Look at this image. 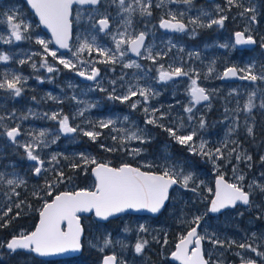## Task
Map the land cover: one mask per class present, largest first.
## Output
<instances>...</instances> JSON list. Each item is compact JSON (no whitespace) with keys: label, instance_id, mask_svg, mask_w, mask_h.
Returning <instances> with one entry per match:
<instances>
[{"label":"rangeland","instance_id":"rangeland-1","mask_svg":"<svg viewBox=\"0 0 264 264\" xmlns=\"http://www.w3.org/2000/svg\"><path fill=\"white\" fill-rule=\"evenodd\" d=\"M223 1L217 0L209 6H203L196 0H190L189 3H184L183 0L150 2L147 0H124L123 5L120 0H102L101 6L96 8L76 6L73 17L77 25L74 28L71 51L68 53L59 52L53 46L52 39L47 33L37 31L38 22L36 23L27 15L19 1L6 0L0 3V54L10 57L6 62L0 61V80H3L5 75L9 79L12 76L22 78L18 84L22 88L19 97L13 95L10 90L0 89V108H2L0 117L10 118L17 123L16 127L21 129L22 135L16 139V142H10L7 139L6 131L11 127L7 126L2 136L6 138V143H14L24 149L23 145L32 143L33 138L40 132L45 133L43 137H40L39 147H35L34 150V154L38 153L45 161L43 169L46 171L42 170L38 177L46 176L47 172L51 170L59 172L60 170H55V168L57 165L61 166V158L67 161L70 157H81L83 154L89 159L94 158L97 162L104 159L95 153L82 151L78 148L76 145L80 144L81 136L78 137L76 134L65 137L61 134L60 120L65 116L69 118V123L72 126L78 128L81 135H83V131H99L101 135L95 141L103 150L109 148L112 143L118 142L121 143L126 157L135 159L139 166L148 167L153 171L155 168H159L163 171L165 166L177 165L178 170L194 174V182H189L188 189L178 186L172 191L168 207L159 215H163L161 218L152 220V218L124 216L118 219L123 223L115 234L111 230L106 232L105 238H110L111 243L101 253L105 254L110 249V253L120 257L124 264H131L129 254L136 253L135 244L140 241H147L141 253L148 249L158 251L161 252L160 257L163 261L178 264L167 259L175 250L180 236L186 235L187 227L182 221H191L195 215L203 216L198 232L201 235H206V239L202 241L203 250L211 264H234L231 257L238 256L237 252L246 257H252L251 255L254 253H245L242 249L234 248V245L228 247L227 243L232 240L238 243L244 242L242 241L244 232L241 230L244 227L243 219L246 221L245 225L250 236L253 237L252 234L255 233L257 237L253 240L244 235L247 237L246 241L254 242L259 250L264 251V239H259L264 235V218H257L264 215V208L260 207L264 204V195L259 194L258 190L248 188V185L253 181L264 184V177L261 176V173H264V161L261 160V157H264V149L256 150L254 154L258 156L255 158L253 152L242 142L237 133L241 126L244 128V135L248 133V128H252L253 131H261L262 128L264 132V124H259L258 119L260 116L264 120V107H261L264 104V88L261 86L264 79H257L253 84L231 83L225 85L215 81V77L219 76V71L216 68V63L219 61L212 55L215 46L211 40L213 38L217 40V38H202L201 34L204 31L198 30L199 28H208L216 32L219 37L223 33L224 43H219V46L226 48L223 45H227L229 50L222 63L238 61L237 56L234 55L232 35L226 25L227 19L235 25L242 26L245 33H257L262 40V46L252 54V57L259 58V62H254L247 57L245 58L246 62L242 64L243 70L249 73V69H251L254 74V66L264 68V65L261 64L262 57H264L262 48L264 45V16L260 14V9L255 8L258 7L256 3L251 4L250 0H236L234 6L242 5L240 7L243 10L237 13L240 15L238 19L236 17L229 18L223 10L228 2L227 0ZM149 4L148 11L151 12V15L141 11ZM153 6L154 9H152ZM248 8H253L255 11L248 13L245 11ZM162 12L171 18L177 15L182 18L188 17L191 24L177 37L176 35H167L154 27V19ZM7 15H14L17 18L16 22H22L23 25L29 26L27 31L23 27L20 29L21 40L16 41L15 37L11 35V26L8 23ZM253 15L256 18L254 21L251 19ZM221 16L227 17L223 26L218 24H213L211 27L206 26ZM99 18H108L112 21V28L105 34L100 33L96 24ZM129 19L131 20L130 25L127 23ZM193 20L197 23H192ZM138 31H144L149 36L141 58L145 59L148 54L146 50L151 48L152 55L155 57L154 60L150 59L154 62L152 66L148 65L146 69L140 59L133 58L129 54L128 43L122 46L126 50L124 57L121 58L117 53L115 63L102 62L106 58L96 52L97 46L115 52L114 37L116 40L121 39L120 34L124 33V38L127 41L135 38ZM205 32L207 33V31ZM37 38L49 42V49L57 52V58L72 60L75 68H65L59 64L58 59L45 53L43 46L36 43ZM195 38H198V41L190 40ZM84 40L89 43L94 41L91 53L86 50L79 57L73 56L72 53L76 51L78 44ZM157 53L163 57L168 56L166 58L168 62L163 65L164 71H172L169 64L173 63V70L180 67L188 72V75L178 82L161 81L158 76L162 64L155 62ZM20 61H24V63H20ZM45 61L56 70L48 72L47 68L42 66ZM133 61L140 67H124V64ZM33 64L36 65L35 68ZM21 66H25L26 69L20 68ZM93 68L100 72L97 79L89 82L83 81L78 73L83 71L86 75H90ZM261 74L264 72L260 74L255 72L258 77ZM190 77L197 79L198 86H202L201 80L210 81L204 86L219 95V99L222 101L221 106H224L223 112L213 115L211 104H195L190 93ZM113 81H115L114 84ZM129 88L137 92L140 89H145L148 94L147 101L139 95L132 97L128 102L109 99L112 94L116 96L126 94ZM101 89L105 90L101 91ZM113 89H115L114 93ZM250 97L252 107L249 110L246 106ZM136 101H140V103L133 109L130 105ZM90 105L94 106L90 107ZM190 106H193V113L184 110ZM145 108L149 109V113H145ZM152 109H158L157 117L161 113L163 114L160 123L165 128H174L178 135H188L195 131L196 135L189 143L192 144L196 152L200 151V144L203 141L206 144V151L214 152L219 148L223 157L213 163L211 159L193 154L187 144H179L164 128L146 124L145 120ZM81 112L83 115H80ZM53 114L57 115V119H51ZM190 115H193L191 120L188 119ZM109 119L113 121L109 128L99 127L100 121ZM201 120L204 122L203 128L200 126ZM2 123L0 120V124ZM133 132L141 135L143 141L128 139L127 137ZM157 138H162V142H157L152 146L151 143ZM101 145L105 147H101ZM134 149L140 150L138 155L133 153ZM238 154H241L240 160L235 159ZM53 156H56V160H52ZM246 156H250L251 160H247ZM28 162V164H24L23 168L15 162H0V175L6 179L26 181L27 171L30 169L33 171L37 166L35 161ZM218 175H223L231 183H241L247 191H253L252 207L238 206L240 208L228 210L212 217L208 209L214 195V181ZM239 175H243L245 180L238 181ZM62 183H65L64 190L77 188V185L72 181L64 180ZM193 187L196 188L195 192L191 191ZM15 191H13V186L7 185L6 180L0 182V207L12 199L11 194ZM246 214H250V216L246 217ZM141 226L145 229L144 231H141ZM93 233L95 235V232ZM212 239L225 241V244L224 246L213 244ZM88 240L95 243L94 237L89 236ZM104 240L98 245L103 246ZM152 243L159 245V249L151 246ZM30 257L31 255L26 254V256L17 258L28 261ZM238 257L241 259L240 256ZM65 260L59 261L58 264H72L67 259Z\"/></svg>","mask_w":264,"mask_h":264},{"label":"snow or ice","instance_id":"snow-or-ice-1","mask_svg":"<svg viewBox=\"0 0 264 264\" xmlns=\"http://www.w3.org/2000/svg\"><path fill=\"white\" fill-rule=\"evenodd\" d=\"M28 4L34 9L35 14L39 17V22L44 27H46L51 32V36L54 40V43L59 46L61 49H69V40L71 37L72 30V13L73 5H97L100 0H27ZM184 3H189L190 0H183ZM229 5L236 4V0H227ZM121 5H123L124 0H120ZM159 6V5H158ZM241 6L242 5H237ZM150 4L141 9L142 12H146L148 15H151V12L148 11ZM246 12H254L255 9L248 8L245 9ZM243 15V13H241ZM227 19L226 16H221L219 19L212 20L207 27H211L213 24H218L223 26L224 20ZM251 19L254 21L256 18L253 15ZM8 23L11 26V35L15 37L16 41L22 39L20 29L23 27L25 31L28 29V25H23L22 22H16L17 18L14 15H7ZM175 21V22H172ZM127 23L130 25L131 20L129 19ZM192 23H197L193 20ZM99 25L101 30L107 29L109 27L107 18L99 20ZM205 26V25H201ZM161 28L172 29L175 31H184L186 29L185 23L176 20L175 16H172V20H162L160 24ZM121 39L115 40L116 49L115 52L112 50H106L100 47H96V52L105 57L106 59L102 62L105 63H115L116 54L122 58L126 55V50L122 47L125 43L130 45V50L132 53H135L137 56L142 55L141 46L144 44L145 34L143 32L139 33L135 38L125 40L124 33H121ZM10 42V41H9ZM36 43L43 46L45 53L51 55L54 59H58L59 64H62L65 68H75L72 60L65 58H57V52L49 49V42L44 39L37 38ZM235 43L237 45L241 44H254L256 41L252 36H247L245 38L244 33L237 32L235 34ZM93 43H89L87 40L79 43L75 52L72 53L73 56L79 57L81 53H84L86 50L91 53L93 50ZM227 47V45H223ZM71 51V50H70ZM147 59H155L152 55L151 48L147 50ZM10 57L8 55L0 54V61H8ZM24 63V61H20ZM47 68L48 72H53L54 69L52 66H49L47 62L42 65ZM35 68L36 65L33 64ZM124 67L139 68L140 65L134 61L131 63L124 64ZM81 76H85V72L80 71L78 73ZM98 75V69L93 68L90 75H87V79L94 80ZM188 72L184 71L180 67H176L172 71H164L163 65L160 66L159 79L161 81L171 80L174 76H187ZM224 77L236 76V69L228 68L224 72ZM241 79H248L251 81H256L257 79H264V74H261L259 77L255 74H252L251 69H249V74L241 76ZM20 76H12L11 79L5 75L3 80H0V89L10 90L11 93L17 97L21 95L22 88L18 86L21 81ZM190 84V93L192 100L195 104H199L201 101H208L209 95L206 94V90L203 87H199L197 84L196 78H191ZM115 81H113V84ZM105 89H101L104 91ZM115 89H113V93ZM141 96L145 101L148 99V94L145 89H140L139 92L129 88L127 93L122 96H116L114 94L109 96V99L120 100L121 102H128L134 96ZM140 101L132 103L130 106L135 109ZM94 105H90L92 107ZM194 106V105H193ZM193 106L186 107L184 110L188 113H193ZM249 110L252 107L251 97L249 98V103L246 106ZM264 107V104L261 105ZM145 113H149V109H144ZM158 109H152L151 113L147 115L145 120L146 124H152L157 127L164 128L173 139H175L179 144H187L189 150L193 154L201 155L207 159H211L213 163L217 159L223 157L221 149L217 148L215 151L205 150L206 144L201 141L200 151L196 152L193 149L191 141L196 135L195 131L191 134L183 135L177 134V131L174 128L167 127L165 128L160 119L163 118L161 113L157 117ZM83 115V112L80 113ZM194 115V114H193ZM193 115L188 117L189 120L193 119ZM51 119H57V115L53 114ZM127 119V117H125ZM0 120H3V117H0ZM113 124L111 119L107 121H100V128H109ZM201 128L204 127L203 120L200 121ZM95 127V125H93ZM60 129L64 133H75L78 131L77 127L69 126V118L67 116L63 117L60 120ZM247 132L249 135L252 134V128H248ZM6 135L13 142H16L17 136L20 135V130L18 127L11 128L6 131ZM45 135L44 132H40L38 136L33 138L32 143L23 145L27 158L30 161H35L36 165L33 169L36 175H40L43 169L45 161L39 156V154H34L35 147H39L40 137ZM83 135L89 137L91 140L95 141L98 136L101 135L99 131L88 130L83 131ZM128 139H137L143 141V137L138 135L136 132L131 133L127 137ZM116 139V137H113ZM101 147H105L101 145ZM107 151H113L114 149L107 148ZM139 149H134L133 153L138 155ZM235 151V149H233ZM81 158L84 160L85 164H92V173L95 177L94 190L89 189H79L74 191H61L53 196V189L56 185L62 183L65 179L69 181L71 177H65L63 171L55 172L54 181H46L45 188L43 191L46 192L47 196H51L52 199L49 202L45 200L42 208L39 210V221L35 225L33 231L27 233H20L19 235H13L12 238L6 242V248L10 252L15 253L17 250H27L32 253H35L39 256H52L57 254L64 253H78L83 250L85 247V241L92 248H98L99 251L103 252L104 249L111 243L110 238H105L103 246H99L97 243H94L87 239L85 236V230L82 227L81 216L82 213H93L95 217L100 218L101 220L107 221L109 217H112L118 213H124L127 210H147L151 213H160L165 207V204L170 199V189L174 185H178L181 188L188 189L189 182H194V174L192 172L185 173L183 170H178L177 165L165 166L164 170L161 172H153L151 170H141V167H134L131 164L124 163L118 167L110 166L106 163L97 162L94 158L89 159L88 157L81 154ZM235 159L240 160L241 154H238ZM247 160H251L250 156H246ZM52 160H56V156L52 157ZM261 160L264 161V157H261ZM71 167L73 169L80 167V164L72 163ZM151 167V166H149ZM261 176L264 177V173H261ZM6 180L7 185L13 186V191L15 187L19 184H23V180H13L6 179L4 176L0 175V182ZM238 181H244L245 177L239 175L237 177ZM250 190H258L259 194L264 195V184H258L256 181H253L248 185ZM191 191L195 192L196 188H191ZM209 191H212L209 189ZM38 195V193H33ZM18 195V193H17ZM253 191H246L244 186L241 183H229L225 181L224 176L220 175L216 180V188L214 192V197L210 202V208L208 209L211 213H218L222 209L228 207H235L237 202H241L243 205L250 206L252 204L251 197ZM16 208H19L20 205H14ZM260 207L264 208V204ZM13 206H7V210L0 213V228L8 227L11 223V220L14 218L9 214L12 213ZM19 212L15 213L16 216H19ZM257 218H264V215L258 216ZM203 216L195 215L191 221L184 220V223L187 227L186 235L182 234L179 238V242L175 246V251L171 253V256L174 260L179 261L180 264H208V262L203 258L201 244L202 241L206 239V235H201L198 232V229L201 228V221ZM127 230V229H125ZM145 229L141 226V231ZM253 240H255L256 234L253 233ZM110 237V234H108ZM259 239H264V235L259 237ZM213 244H220L224 246L225 241L219 239H212ZM228 247L236 245L239 249L244 250V252H252L257 257L264 258V251L258 249L254 245V242H237L235 240L228 241ZM147 244V241H140L135 244V252L141 253ZM5 243H0V247H4ZM191 246V251L189 248ZM237 255L241 257V264H257L255 259L246 257L242 253L237 252ZM101 264H121L117 260L115 254L105 255L102 258Z\"/></svg>","mask_w":264,"mask_h":264},{"label":"trees","instance_id":"trees-1","mask_svg":"<svg viewBox=\"0 0 264 264\" xmlns=\"http://www.w3.org/2000/svg\"><path fill=\"white\" fill-rule=\"evenodd\" d=\"M20 4H22L23 8L25 9L27 15H29L32 20H34L36 23V19L32 15V13L29 11L27 6L25 5L23 0H17ZM203 6H209V4L203 3V1H198ZM256 3L258 6L262 7V10H264V0H254L251 2V4ZM1 8V5H0ZM224 13L226 14L227 10V16L229 18H232V15L235 13H238L242 10L240 6L235 7L234 5H231V8H229V5L226 4L223 8ZM260 19L262 16L260 15ZM231 23L230 21H226V24ZM74 25H77L75 19H74ZM232 28L239 29V27H235V24H231ZM201 30L207 31L208 28H201ZM38 32H43L39 25L37 28ZM230 65L232 63H229ZM262 65H264V57H262ZM261 73L264 72V68H260L259 70ZM262 88H264V83L261 84ZM264 95V91H263ZM0 112H2V108H0ZM259 124L263 125L264 120L258 116ZM2 124H0V162L1 163H7V162H15L19 165H21V168L24 167V164H28L30 161L27 158L25 150L17 144L14 143H6V138L2 136V133L6 131V127L10 126L15 127L17 123L13 122L10 118H5L2 120ZM259 130V128H258ZM238 136L241 138L242 142L250 149L253 154L256 152V150L264 149V132L261 128V131H253L252 135H249L248 133L244 135V128L243 126L240 127V130H238ZM22 135V134H21ZM77 136H81V142L80 144L76 145L78 148H80L82 151H90L92 153H95L99 157H103V161H106L108 164L113 166H118L120 164L129 162L134 165H138L137 162L132 160V158H127L126 153L122 150L121 143H112V145L109 146V148L114 149L113 151H107L103 150L98 146V143L96 141L91 140L89 137L84 136L77 133ZM162 138H157L156 141L152 142V146H154L155 143L162 142ZM255 155V158H257V155ZM72 163L80 164V167L73 169L71 167ZM94 165L88 163L85 164L84 160L81 157H70L65 161L64 158H61V166L57 165L55 170L63 171L65 177H71L72 179L69 181L68 179H65L66 182H73L75 185H77V188L71 189V191L85 188V189H92L94 188L95 181L91 175V169ZM139 166V165H138ZM143 169L150 168L145 166H140ZM155 171H160L159 168H155ZM28 176L27 180L24 181L23 184H20L16 186V191L11 194L12 199L8 201L5 205H2L0 207V213L7 210V206H13V211L9 215L14 217L11 220V223L8 225V227L0 228V243H6L8 239H10L13 235H19L20 233L24 232H30L34 230L35 225L38 222L39 219V210L42 208L45 200L50 201L52 199L51 196H47L46 192L43 191L45 188L46 181L53 182L54 181V174L55 171H48L46 176L38 177L36 174L30 169L27 171ZM65 183H59L56 185L55 189H53V196L57 194L58 192L64 190ZM18 193V195H17ZM33 193H38V195H34ZM19 204L20 207L16 208L14 205ZM19 212V216H16L15 213ZM122 221L112 220L107 223H100L98 221H95L91 217L84 218V227L86 231V237L87 239L89 236L94 237L95 243L100 244L101 241H103L106 237V232L112 231L113 234L117 232L118 227L121 226ZM95 232V235L94 233ZM107 253L110 252V249L106 251ZM20 254V255H19ZM104 253H101V251L98 250V248L94 249L87 241H85V247L83 249V252L80 256L67 259L68 262H72V264H99L103 257ZM18 256H26L24 253H15L12 254L8 250H6L4 247H0V264H58V261H48V260H41L31 255L30 259L28 261L22 260L20 258H17ZM66 261V260H65Z\"/></svg>","mask_w":264,"mask_h":264},{"label":"flooded vegetation","instance_id":"flooded-vegetation-1","mask_svg":"<svg viewBox=\"0 0 264 264\" xmlns=\"http://www.w3.org/2000/svg\"><path fill=\"white\" fill-rule=\"evenodd\" d=\"M147 1H155V0H147ZM198 1H203V3H205V4H213L215 1H217V0H215L214 2H208V1H206V0H196V2H198ZM223 1V0H222ZM254 0H250L249 2H253ZM223 4H224V1H223ZM204 6H206V5H204ZM257 10L258 9H260L261 11H260V14H262V16H264V10H262L261 9V7L260 6H258V7H255ZM152 9H154V6L152 7ZM151 9V10H152ZM243 10V9H242ZM248 13H250V12H248ZM226 14H227V10H226ZM239 14H237V13H235L234 15H232V17H236L237 19L239 18ZM176 17V20H182V21H184L185 23H186V29L188 28V26L191 24V21H190V19L188 18V17H179L178 15L177 16H175ZM164 18H168V19H172L169 15H167V14H164L163 12L162 13H160L159 14V16H156V18L154 19V27H156V29L159 31H162L163 33H166L167 35H172V36H174V35H176V37L178 36V34L181 32V31H179V32H176V33H170V32H167V31H164V30H162L161 28H160V22H161V20L162 19H164ZM110 20V22H111V28H112V21H111V19H109ZM231 24H232V22L231 23H229V24H226V25H228V29H229V31L231 32V35H232V39H233V36H234V33H235V31L236 30H242L243 28H242V26H240V25H235V27L237 28V27H239V29H234V30H231V28H232V26H231ZM185 29V30H186ZM227 29V30H228ZM184 30V31H185ZM199 31H204V30H201V28H199L198 29ZM243 31V30H242ZM140 32H144V31H138L137 32V34H136V36L140 33ZM183 32V31H182ZM222 33V32H221ZM245 33V32H244ZM247 36H252V37H254L255 39H256V41H257V46L254 48V49H250V50H248V49H238V48H236V46H235V44H234V52H235V54L234 55H236L237 56V59H238V61L237 62H233L231 65L229 64V62H223L222 63V61H224V59H225V57L228 55V50H229V48H222V47H220L219 46V43H224L223 42V39H224V35H223V33L220 35V37L216 34V32H214V31H212L211 29H208L207 30V33L204 31L202 34H201V36H202V38H211V37H216L217 38V40H214V38L211 40V43L215 46L214 47V49L212 50L213 51V57L215 58V59H217L219 62L218 63H216V68L218 69V71H219V76H217V77H215V81L217 80V82H220V83H222V84H225V85H228V84H231V83H233V84H253V83H255L256 81H246V82H227V81H223L222 80V74H223V72H224V70L226 69V68H228L229 66H235L237 69H238V72H239V74L240 75H246V74H249V73H247L245 70H243V68H242V64L244 63V62H246L245 61V58H247V57H249L252 61H254V62H259V58H253L252 57V54L255 52V51H257V50H259L260 48H261V46H262V40L260 39V37H259V35L257 34V33H254V34H249V33H245ZM147 35V43H148V41H149V36H148V34H146ZM135 36V37H136ZM190 40H193V41H198V38H195V39H190ZM233 42H234V39H233ZM146 43V44H147ZM145 47H146V45H145ZM145 47H144V49H143V51L141 52L142 54H143V52H144V50H145ZM262 48H264V45H263V47ZM129 54H130V52H129ZM131 55V54H130ZM132 56V55H131ZM141 56L142 55H140L139 57H133V58H135L136 60H138V59H140V62L142 63V65H143V67H145L146 69L148 68V65L149 66H152L153 64H154V62H152L150 59H147V58H141ZM157 57H156V63H159V64H162V65H164V64H166L168 61H166V58H168V56L167 57H163V56H160L159 55V53H157V55H156ZM200 65V64H199ZM196 66L198 67V64H196ZM173 67H174V65H173V63H172V65H170L169 64V68H170V70H173ZM20 68H24V69H26V67L25 66H21ZM260 70V68L258 67V66H254V71L257 73V74H260L261 72L259 71ZM255 72H254V74H255ZM99 74H100V72L98 71V75H97V77L99 76ZM97 77H96V79H97ZM159 77V76H158ZM182 79H184V76H181L180 78H178V79H172V80H169V81H165V82H171V81H176V82H178V81H181ZM209 80H201V84H202V86H199V87H203L205 90H206V94L207 95H209V100L207 101V102H200L199 103V105H203V104H211L212 105V107H213V109H212V112H213V115L215 114V113H217V112H223L224 111V106H221V104H222V101L219 99V95L218 94H216V93H214V92H211L208 88H206L204 85H206V84H209ZM258 156V155H257ZM254 157H255V155H254ZM136 166H138V165H136ZM138 167H140V166H138ZM246 190V189H245ZM247 191V190H246ZM251 200H252V197H251ZM242 207H247V206H242ZM248 207H252V204L250 205V206H248ZM237 208H240V207H235V208H233V209H230V210H235V209H237ZM244 210H245V208H243ZM228 211V210H227ZM226 212V211H225ZM223 214V213H222ZM126 217H128V218H133V217H135V218H152V220H155V219H159V218H161L163 215H161V216H158V217H151V216H148V215H137V216H134V215H132V214H127V215H125ZM212 216V215H211ZM222 216V215H221ZM246 217L247 216H250V214H246L245 215ZM122 217H124V216H122ZM121 217V218H122ZM212 217H214V216H212ZM118 219H120V218H118ZM118 219H116L117 221H120V220H118ZM242 223L244 224V227H242L241 228V230L244 232V234H243V239H242V241H246L247 239V237H250L251 239H253V237H251L250 236V234L248 233V230H247V227H246V221L243 219V221H242ZM244 235H246L247 237H245ZM151 246H154L155 248H157V249H159V245H156V244H154V243H152L151 244ZM234 248H237V249H239L236 245H234ZM239 250H241V249H239ZM130 255V257H129V260H130V263L131 264H143V262H145V264H170L169 262H167V261H163V259H162V257H160V255H161V252H156V251H153V250H150V249H148V251H145V252H143V253H130L129 254ZM134 255V258H132V256ZM145 257H144V256ZM205 256H207V255H205ZM252 257V259H255L256 261H258V262H261L262 264H264V258H261V257H257L255 254H252L251 255ZM118 257V256H117ZM138 258V259H137ZM207 258V257H206ZM232 259H233V263L234 264H238L239 262H241V259L238 257V256H236V255H234L233 257H231ZM168 261H173L172 259H171V254H170V256H169V258L167 259ZM118 261L119 262H121V264H124V262L122 261V259L120 258V257H118ZM143 261V262H142ZM59 262V261H58ZM174 262V261H173ZM208 262H209V264H211L210 263V261L208 260ZM101 263V262H100ZM179 264V263H178Z\"/></svg>","mask_w":264,"mask_h":264},{"label":"water","instance_id":"water-1","mask_svg":"<svg viewBox=\"0 0 264 264\" xmlns=\"http://www.w3.org/2000/svg\"><path fill=\"white\" fill-rule=\"evenodd\" d=\"M5 0H0V3L1 2H4ZM24 1V3H25V5L27 6V8L30 10V12L31 13H33V15H34V17H35V19L38 21V23H39V27L45 32V33H47L50 37H51V39H52V44H53V46H55L58 50H59V52H61V53H68L70 50H71V47H72V41H73V39H74V21H73V14H74V8L76 7V6H78V7H84V8H89V7H98L100 4H101V0H100V2L97 4V5H89V4H84V5H77V4H74L73 5V13H72V17H71V19H72V30H71V37H70V40H69V49H61V48H59V46L58 45H56L55 43H54V40H53V38H52V36H51V32H50V30H48L46 27H44L42 24H40V22H39V17L35 14V11H34V9H32L31 8V6L28 4V2H27V0H23ZM206 1H208V2H213V1H215V0H206ZM100 19H103V18H99L98 20H97V26L99 27V29H100V32L101 33H106V32H108L109 30H110V28H111V22H110V20L107 18V20H108V25H109V27L107 28V29H103V30H101V27H100V25H99V20ZM162 20H172V19H168V18H164V19H162ZM161 20V21H162ZM179 21H181V22H183V23H185L184 21H182V20H179ZM172 22H175V21H172ZM160 24H161V22H160ZM159 24V25H160ZM185 25H186V23H185ZM161 28V27H160ZM162 30H164V31H167V32H170V33H176V32H179V31H175V30H172V29H166V28H161ZM237 32H241V33H244V31H242V30H238V31H236L235 33H234V36H233V38H234V44H235V46H236V48H238V49H248V50H250V49H254L256 46H257V41H256V39L254 38V37H252L255 41H256V43H254V44H241V45H237L236 43H235V34L237 33ZM141 33V32H140ZM144 33V32H143ZM145 34V33H144ZM139 35V34H138ZM244 35H245V38L247 37V35L244 33ZM147 35L145 34V40H144V44L141 46V52L143 51V49H144V47H145V45H146V43H147ZM128 49H130V45L128 44ZM129 52H130V54L133 56V57H139V56H137L135 53H132L130 50H129ZM235 68L236 69V72H237V75L236 76H228V77H224V72L226 71V69H228V68ZM228 68H226L225 70H224V72H223V74H222V80L223 81H227V82H246V81H251V80H248V79H241L240 77L241 76H243V75H240L239 74V72H238V69L235 67V66H229ZM87 77V75L85 74V76H81V79L83 80V81H85V82H89V81H93V80H89V79H87L86 78ZM181 77V76H180ZM180 77H173L172 79H178V78H180ZM96 79V78H95ZM94 79V80H95ZM171 79V80H172ZM169 81V80H168ZM202 102H207V101H202ZM69 126H71L70 124H69ZM14 128V127H13ZM20 130V129H19ZM61 133H62V135L63 136H66V137H68V136H73V135H75L77 132H75V133H64L62 130H61ZM20 135H21V130H20ZM20 135L19 136H17V138H19L20 137ZM16 138V139H17ZM9 139V141H12L10 138H8ZM100 163H106V162H100ZM106 164H108V163H106ZM129 164V163H128ZM110 165V164H109ZM132 166H134V167H138V166H135V165H133V164H131ZM110 166H112V165H110ZM94 167V166H93ZM92 167V168H93ZM113 167H116V166H113ZM141 170H143V169H141ZM154 172V171H153ZM158 173V172H157ZM91 175H92V177L94 178V181H95V177H94V175H93V173H92V169H91ZM36 176H38V175H36ZM219 176L220 175H218L216 178H215V181H214V192H215V188H216V180L219 178ZM224 179H225V181H227V182H229L225 177H224ZM229 183H231V182H229ZM178 185H174L171 189H170V192H169V195L171 196V193H172V191L177 187ZM82 189H84V188H82ZM79 190V189H78ZM89 190H94V188L93 189H89ZM63 191H69V190H63ZM213 197H214V195H213ZM213 197H212V199H213ZM211 199V200H212ZM51 201V200H50ZM49 201V202H50ZM169 201H170V199H169ZM169 201H167L166 202V204H165V207L162 209V211L160 212V213H151V212H148L147 210H140V211H136V210H127V211H125L124 213H118V214H116V215H114V216H112V217H109V219L107 220V221H104V220H101L100 218H97V217H95V215H94V212L93 213H82V214H79L80 216H81V223H82V227L84 228V230H85V227H84V224H83V218L84 217H93L96 221H98V222H102V223H106V222H109V221H111V220H114V219H117V218H119V217H121V216H123V215H127V214H132V215H149V216H153V217H156V216H159L165 209H166V207H167V205H168V203H169ZM211 202V201H210ZM237 206H246V205H243L241 202H237V204H236V206L235 207H237ZM235 207H228V208H225V209H222L220 212H218V213H211L210 212V214L211 215H219V214H222L224 211H226V210H229V209H233V208H235ZM209 208H210V204H209ZM38 221H39V219H38ZM38 223V222H37ZM33 231V230H32ZM12 238V237H11ZM10 238V239H11ZM10 239H8V241L10 240ZM179 242V241H178ZM177 242V243H178ZM4 248L7 250V248H6V243H5V246H4ZM84 249V248H83ZM201 250H202V255H203V258L208 262V259L206 258V256H205V253H204V250H203V242H202V244H201ZM9 251V250H8ZM175 251V250H174ZM173 251V252H174ZM189 251H191V246H190V248H189ZM10 252V251H9ZM82 252H83V250L81 251V252H78V253H64V254H57V255H52V256H39V255H37V254H35V253H32V252H30V251H27V250H17L15 253H26V254H32L34 257H36V258H38V259H41V260H48V261H51V260H59V259H65V258H74V257H78V256H80L81 254H82ZM10 253H12V254H15V253H13V252H10ZM113 253H108V254H105V255H112ZM104 255V256H105ZM171 259L173 260V261H175V262H177V263H179L180 264V262L179 261H176V260H174L173 258H172V256H171ZM117 260H118V257H117ZM208 264H209V262H208ZM238 264H241V262H239ZM257 264H262L261 262H258L257 261Z\"/></svg>","mask_w":264,"mask_h":264}]
</instances>
